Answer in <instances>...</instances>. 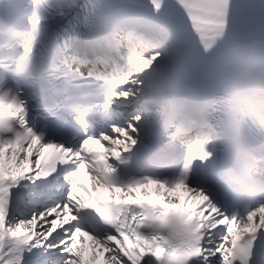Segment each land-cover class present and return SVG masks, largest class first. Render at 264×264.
<instances>
[{"label": "snow or ice", "instance_id": "1", "mask_svg": "<svg viewBox=\"0 0 264 264\" xmlns=\"http://www.w3.org/2000/svg\"><path fill=\"white\" fill-rule=\"evenodd\" d=\"M123 7L122 0H8L0 11V113L12 110L0 115V264H264V204L229 211L237 197L214 180L189 179L208 152L193 153L176 176L122 179L138 137L106 117L129 108L128 123L140 119L135 99L110 86ZM84 169L109 198L79 195ZM150 185L163 202L136 197ZM180 189L191 207L171 195Z\"/></svg>", "mask_w": 264, "mask_h": 264}, {"label": "bare ground", "instance_id": "2", "mask_svg": "<svg viewBox=\"0 0 264 264\" xmlns=\"http://www.w3.org/2000/svg\"><path fill=\"white\" fill-rule=\"evenodd\" d=\"M163 58V55H155L151 59H143V63L134 64L138 69L143 70L144 73H147L145 70H147L150 66H153L161 61ZM141 65H146L144 67H141ZM132 70H135V67L132 66ZM135 80H131L130 83L124 84L126 85L125 90L129 93V98H134L136 103H141L144 99L145 95V86L147 85L146 78L142 77L141 74H134ZM132 84V85H131ZM124 90V91H125ZM123 91V92H124ZM122 92V93H123ZM121 93V94H122ZM132 132V129L129 131ZM133 136V134H132ZM15 160V158H14ZM14 160H13V166H14ZM5 164L7 166V156L5 158ZM31 164V160L29 161V165ZM27 167V166H26ZM83 183L85 187L83 189H78V193L81 197L84 199H90L95 197H100L101 195H110L111 193L106 190L102 185L96 184L94 187V182L92 178L86 179L84 177ZM136 191V197H143V198H150V199H163L162 193L158 195L156 193V186L150 185L148 187V195L144 196V190L143 189H137ZM163 192V190H162ZM118 196L120 193L117 194ZM173 196H179L182 205H187L188 207L192 206V201L188 199V194L185 191H176L172 193ZM80 247L84 250V255L86 258H88L91 255V248H90V241H87V238H85V242L83 244H80ZM130 247V246H129Z\"/></svg>", "mask_w": 264, "mask_h": 264}, {"label": "clouds", "instance_id": "3", "mask_svg": "<svg viewBox=\"0 0 264 264\" xmlns=\"http://www.w3.org/2000/svg\"><path fill=\"white\" fill-rule=\"evenodd\" d=\"M254 179L260 181L261 183H264V176L255 177Z\"/></svg>", "mask_w": 264, "mask_h": 264}]
</instances>
